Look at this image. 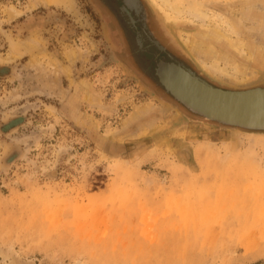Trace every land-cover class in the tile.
I'll list each match as a JSON object with an SVG mask.
<instances>
[{"label": "rangeland", "instance_id": "1", "mask_svg": "<svg viewBox=\"0 0 264 264\" xmlns=\"http://www.w3.org/2000/svg\"><path fill=\"white\" fill-rule=\"evenodd\" d=\"M139 2L190 74L264 87V0ZM29 4L0 0V264H264V129L176 99L96 0Z\"/></svg>", "mask_w": 264, "mask_h": 264}, {"label": "bare ground", "instance_id": "2", "mask_svg": "<svg viewBox=\"0 0 264 264\" xmlns=\"http://www.w3.org/2000/svg\"><path fill=\"white\" fill-rule=\"evenodd\" d=\"M161 1L165 4V6H169V8L174 10L176 9L173 6L171 7V5L169 4V0ZM29 3L30 4L28 8L40 3H43V5H57L60 3L67 4L68 0H29ZM191 13L192 15L197 17L208 16L206 15V11L200 7H192ZM217 16L221 17L222 15L218 12ZM225 22L229 32L235 36V39L231 40V42L233 44L237 43L239 45V51L243 55H245L246 48L236 37L237 31L235 29V23L231 24L227 21ZM197 37L198 38L197 40L195 39V41H190V39L188 38L184 39V42L188 43L190 54L192 55L193 53L195 56H200V62L204 64L208 73L219 77H228L231 74L228 70V67L224 64L222 65L219 62V60L221 59L220 57H223L224 54L221 53L219 49L209 50L207 48H203V45L207 47L205 43L214 44L220 41V39H222L221 33L213 29H201L197 33ZM199 47L203 48V51H200L201 54L198 52ZM205 58L210 59L211 61L206 62L204 60ZM159 73L167 86L177 96H179V98H182L193 107L201 109L202 111L207 113L208 116L214 115L227 120L245 122L250 124H264V94L260 93L261 91H250L251 93H256V95L223 91L204 83L198 77L190 74L187 70L182 68L177 63L167 62L163 60L159 62Z\"/></svg>", "mask_w": 264, "mask_h": 264}, {"label": "flooded vegetation", "instance_id": "3", "mask_svg": "<svg viewBox=\"0 0 264 264\" xmlns=\"http://www.w3.org/2000/svg\"><path fill=\"white\" fill-rule=\"evenodd\" d=\"M96 1L101 9H105L107 14L111 16L116 29H119V31L122 29L123 32L128 31L133 33L134 41L139 53H144L147 56H155L154 74L156 64L160 59L182 64L173 56L166 54L164 44L160 41V39L156 38L154 36V32L149 29V24L144 18V13L139 0ZM144 41H147V43H144ZM182 65L185 66L184 64ZM190 71L192 72V70Z\"/></svg>", "mask_w": 264, "mask_h": 264}, {"label": "water", "instance_id": "4", "mask_svg": "<svg viewBox=\"0 0 264 264\" xmlns=\"http://www.w3.org/2000/svg\"><path fill=\"white\" fill-rule=\"evenodd\" d=\"M174 62V61H173ZM155 73L160 81V83L176 98L178 99L180 102L184 103L185 105H187L189 108H191L193 111L201 114L202 116H204L207 119H213V120H217L219 122L225 123V124H230L233 126H238V127H245V128H255V129H264V124H250V123H245V122H238V121H231V120H227L218 116H214V115H207V113H205L204 111H202L201 109L197 108V107H193L191 104H189L188 102H186L185 100H183L182 98H179V96H177L168 86L167 84L164 82V80L162 79L160 73H159V61L156 64V70ZM207 84V83H206ZM209 85V84H208ZM214 88H218L220 90L223 91H227V92H232V93H242V94H255L256 93H251L250 91H261L260 93L264 94V87H250V88H244V89H225V88H221L218 86H213L210 85Z\"/></svg>", "mask_w": 264, "mask_h": 264}]
</instances>
